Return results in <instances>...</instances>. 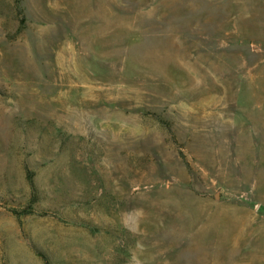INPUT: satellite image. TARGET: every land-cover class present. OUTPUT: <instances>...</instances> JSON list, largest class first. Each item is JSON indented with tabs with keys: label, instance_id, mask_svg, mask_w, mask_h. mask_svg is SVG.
<instances>
[{
	"label": "rangeland",
	"instance_id": "1",
	"mask_svg": "<svg viewBox=\"0 0 264 264\" xmlns=\"http://www.w3.org/2000/svg\"><path fill=\"white\" fill-rule=\"evenodd\" d=\"M0 264H264V0H0Z\"/></svg>",
	"mask_w": 264,
	"mask_h": 264
}]
</instances>
